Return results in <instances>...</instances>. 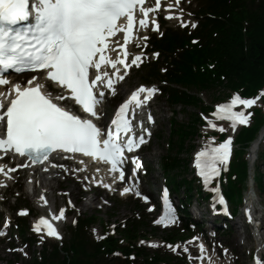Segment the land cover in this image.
Segmentation results:
<instances>
[{
  "label": "snow or ice",
  "instance_id": "1",
  "mask_svg": "<svg viewBox=\"0 0 264 264\" xmlns=\"http://www.w3.org/2000/svg\"><path fill=\"white\" fill-rule=\"evenodd\" d=\"M163 7L178 9L175 14L167 12L166 18L175 15L181 27H197L195 22L182 18L179 0H174V3L170 0ZM158 10H162L161 0H155L152 6H147L146 0H0V86L9 85L6 92H0V98H3L0 99V159L7 155L15 158L18 154L26 162L43 165L46 161L52 163L50 157L53 153H79L109 165L113 183L125 180L124 163L130 159L134 165L132 176L136 177L142 164L137 156L128 157L125 153H131L145 144V134L150 136L151 132L140 120L141 133L136 135L133 121L137 109H142L159 89L141 85L132 91L116 108L107 130L99 127L94 120L100 118L97 106L103 100L105 90L114 94L116 80H123L128 69L143 63L144 52L132 54L127 45L135 39L137 47L147 46L148 37L136 38L134 28L138 33L151 25L153 31H159L156 19L149 15ZM30 18V23L20 26L19 22L29 21ZM118 33L122 42L120 39H110L116 38ZM159 34L163 35L162 32ZM117 48L119 52H116ZM109 53H115V56ZM152 55L159 56V53ZM9 69L17 74H35L24 83H11L7 78ZM261 97H264V90L252 98L234 94L230 102L218 104L211 115L217 119H227L231 122L232 131H235L238 125L249 124L252 112L246 109L255 105ZM4 99L8 101L6 105ZM237 106H243V109L235 110ZM204 119L208 121L207 127L218 128L221 133L226 131L207 116ZM147 121L149 124L154 122L150 112ZM232 141L233 137L228 136L221 143L208 144L195 153V166L205 186L218 177L222 169L226 170ZM28 166L27 163L17 164L5 170L7 166L0 164V174L8 177L10 172ZM55 166L64 168V165ZM136 183L138 178L123 187L121 195L131 192L141 196V192L135 189ZM104 187L111 188V185L105 184ZM213 191L218 192L219 189L214 188ZM143 198L145 201L149 199L147 196ZM40 200L48 203L43 195ZM219 202L225 204L222 195ZM246 211L251 221L250 210ZM27 214L28 209L18 212V215ZM63 218L65 209L62 207L58 214L51 213L50 218L40 216L33 224V231H43L48 237L60 239L61 233L53 221ZM175 220V216H169L167 221L161 217L154 223L167 227ZM9 222L6 220L3 228H0V236L6 235ZM44 238L41 235L40 241ZM147 243L158 246L154 242ZM168 247L175 252L180 246ZM199 248L201 255L196 259L203 264L206 249L202 243ZM10 250L27 255L24 248ZM183 251L188 252V248L185 246ZM223 251L227 253V249ZM255 264H264V257L257 256Z\"/></svg>",
  "mask_w": 264,
  "mask_h": 264
},
{
  "label": "trees",
  "instance_id": "2",
  "mask_svg": "<svg viewBox=\"0 0 264 264\" xmlns=\"http://www.w3.org/2000/svg\"><path fill=\"white\" fill-rule=\"evenodd\" d=\"M247 0H217L210 5L213 18H208L203 33L207 36V43L192 50H185L178 62V70L171 73L172 81L183 90L174 89L171 102L175 107L183 106L186 111L192 108L205 109L197 92L213 91L217 88L241 91L250 96L260 89H264V5L253 8L255 0H248L250 8L246 7ZM211 25V26H210ZM244 25H248L246 28ZM167 48L174 50L177 45L190 44L189 38L174 36L167 38ZM193 94H191V93ZM179 113L175 112L172 121L171 151L182 154L193 148L188 145L198 134L200 118L191 114L190 121L180 123ZM259 126V124H258ZM257 125L251 129H244L239 141L246 143L257 132ZM242 150L237 154L232 165V172L240 175L237 181L230 180L228 195L232 201L237 200L241 186L246 177L247 166L242 157ZM189 166L186 160L175 157L170 164H164V171L168 174L170 183H175L178 189L186 187L192 189V182L183 177ZM176 173L178 178L174 176ZM131 237V233L126 234ZM117 247L115 242L110 244ZM108 245V246H109ZM75 257L68 263L67 258L61 259L58 251L50 258L49 264H100L98 262L99 247L94 250L85 240L82 233L76 235L70 243ZM45 258L44 264H46ZM146 264H150L146 261Z\"/></svg>",
  "mask_w": 264,
  "mask_h": 264
},
{
  "label": "rangeland",
  "instance_id": "3",
  "mask_svg": "<svg viewBox=\"0 0 264 264\" xmlns=\"http://www.w3.org/2000/svg\"><path fill=\"white\" fill-rule=\"evenodd\" d=\"M141 82V80H139V77L137 75V73L133 76L132 80H131V85L130 87L135 86L137 83ZM230 92L226 89V88H217L213 91H206L204 93H201L202 98L205 100V102L212 104L214 102H220L223 100H227V96ZM162 101L159 103V105L157 106L156 110H160V122L162 123V127H160V129L158 130L163 132V137L164 140H159V137L156 136V138L154 139L152 146L148 149L145 150V157L147 159L148 165L152 170L151 173V184L154 185V187H156L157 189H159L160 185L163 183V179H164V174L162 171V167H161V162H162V157L166 156L168 154L167 152V148H166V142L168 140V129H169V120L171 117V107L170 105L167 103L166 98H162ZM161 106V107H160ZM177 111L180 113L179 119L181 122H187L189 121V115L194 111L193 109H189L187 111V114L184 112L183 109H180V107L177 109ZM197 140V138H196ZM193 144L192 142H189L188 145ZM264 147V144L262 145L261 148ZM260 155V154H259ZM150 156V157H149ZM187 157H191V153L190 152H186L183 156H181V158H186ZM256 167L257 169L262 173H264V167L261 165L260 161L256 163ZM185 176L188 179H192L193 175L191 173V170H188V172L185 174ZM184 196V191L182 190L179 194V197L182 198ZM261 200L264 202V192L263 195L261 197ZM84 202H82L83 204ZM85 204V203H84ZM98 204H100V200L97 198V200H94L93 203H90V207L88 209L87 215L89 214H94L96 216H98V218H100L101 220H108L111 219L110 222H116L119 221L120 219H123L129 215H131V213H133L135 211V207L130 204V203H124V202H117V204L115 205V207L112 208H106L104 211L99 212L97 211V206ZM112 215L114 217H112ZM241 216V214H240ZM144 231L146 233H150L152 231L151 228L145 227ZM242 231V229H241ZM236 234V228L234 226V235H233V239L234 240L236 238L235 236ZM166 234L161 233L160 231L156 232V234L154 236L156 237H164ZM221 239L225 242V244L231 248L236 249L238 252H240L242 254V258L239 261V264H249V257H248V252L250 250V246L252 245V239L251 238H247L246 240L250 243L249 246H246L242 249L236 247V245H232L231 241H228V236L223 235L222 233L220 234ZM61 255H65V252H61ZM2 259L4 260L2 264H7L8 259L11 258L10 255H1Z\"/></svg>",
  "mask_w": 264,
  "mask_h": 264
},
{
  "label": "bare ground",
  "instance_id": "4",
  "mask_svg": "<svg viewBox=\"0 0 264 264\" xmlns=\"http://www.w3.org/2000/svg\"><path fill=\"white\" fill-rule=\"evenodd\" d=\"M129 84H125L123 86L124 90L126 89V87L128 86ZM258 143L252 148L251 150V154L253 156V159H252V163L255 161L256 159V156L258 155ZM150 157V156H149ZM46 184L48 182V180H45ZM48 187L52 188L50 185H48ZM35 191L36 192H39V190L37 188H35ZM86 208H89V205H85ZM259 244H260V240H259ZM257 248V247H256ZM262 254H264V248L261 249V248H258V253H257V256H261ZM264 257V255H262Z\"/></svg>",
  "mask_w": 264,
  "mask_h": 264
}]
</instances>
